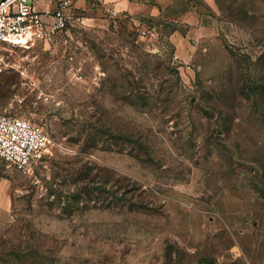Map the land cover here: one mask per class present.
I'll return each mask as SVG.
<instances>
[{"label": "rangeland", "instance_id": "obj_1", "mask_svg": "<svg viewBox=\"0 0 264 264\" xmlns=\"http://www.w3.org/2000/svg\"><path fill=\"white\" fill-rule=\"evenodd\" d=\"M143 1L73 0L81 22L13 50L0 111L51 144L0 159V264H264V0Z\"/></svg>", "mask_w": 264, "mask_h": 264}, {"label": "built area", "instance_id": "obj_2", "mask_svg": "<svg viewBox=\"0 0 264 264\" xmlns=\"http://www.w3.org/2000/svg\"><path fill=\"white\" fill-rule=\"evenodd\" d=\"M38 1L0 0V74L9 69L21 70V62L11 59L17 47L37 41L50 44L73 21L81 22L80 15L74 13L73 0H46L43 7H37ZM120 11L114 5L110 7L113 17ZM145 33L140 32L141 36ZM50 144L51 138L43 125L23 115L0 111V159L8 165L30 171L49 153Z\"/></svg>", "mask_w": 264, "mask_h": 264}, {"label": "crops", "instance_id": "obj_3", "mask_svg": "<svg viewBox=\"0 0 264 264\" xmlns=\"http://www.w3.org/2000/svg\"><path fill=\"white\" fill-rule=\"evenodd\" d=\"M103 3L114 5L116 8L124 9L129 16L133 19L135 16L146 14L148 12L151 15L158 14L159 6L156 4L149 7L143 0H101ZM169 0H155V3L167 5ZM206 2H209L206 0ZM80 4V3H79ZM199 15L194 9H189L178 16V22L182 23L188 28V34L191 33L193 26L199 22ZM202 27V26H201ZM202 28L200 29V31ZM179 33L178 31H176ZM11 181L5 176H0V231H2L8 222L12 207V196H11Z\"/></svg>", "mask_w": 264, "mask_h": 264}]
</instances>
